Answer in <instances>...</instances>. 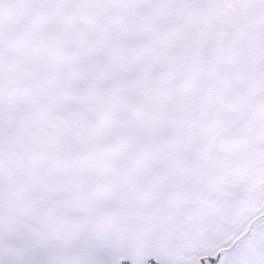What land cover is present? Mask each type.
Segmentation results:
<instances>
[{"label": "snow or ice", "instance_id": "1", "mask_svg": "<svg viewBox=\"0 0 264 264\" xmlns=\"http://www.w3.org/2000/svg\"><path fill=\"white\" fill-rule=\"evenodd\" d=\"M0 264H264V0H0Z\"/></svg>", "mask_w": 264, "mask_h": 264}]
</instances>
